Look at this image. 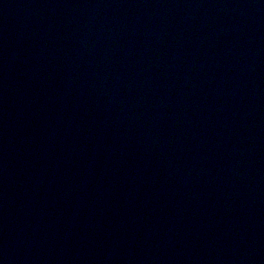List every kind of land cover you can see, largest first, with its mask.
Here are the masks:
<instances>
[{
	"label": "water",
	"instance_id": "95a60500",
	"mask_svg": "<svg viewBox=\"0 0 264 264\" xmlns=\"http://www.w3.org/2000/svg\"><path fill=\"white\" fill-rule=\"evenodd\" d=\"M0 264H264V0H0Z\"/></svg>",
	"mask_w": 264,
	"mask_h": 264
}]
</instances>
